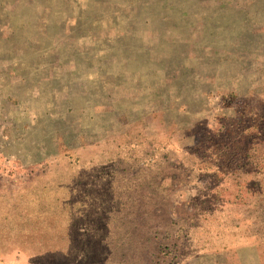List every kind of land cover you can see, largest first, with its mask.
Segmentation results:
<instances>
[{
  "label": "rangeland",
  "instance_id": "obj_1",
  "mask_svg": "<svg viewBox=\"0 0 264 264\" xmlns=\"http://www.w3.org/2000/svg\"><path fill=\"white\" fill-rule=\"evenodd\" d=\"M0 264H264V0H0Z\"/></svg>",
  "mask_w": 264,
  "mask_h": 264
}]
</instances>
